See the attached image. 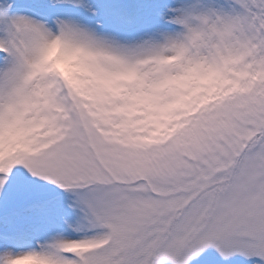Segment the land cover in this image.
<instances>
[{"label": "snow or ice", "instance_id": "obj_1", "mask_svg": "<svg viewBox=\"0 0 264 264\" xmlns=\"http://www.w3.org/2000/svg\"><path fill=\"white\" fill-rule=\"evenodd\" d=\"M0 264H264V0H0Z\"/></svg>", "mask_w": 264, "mask_h": 264}]
</instances>
